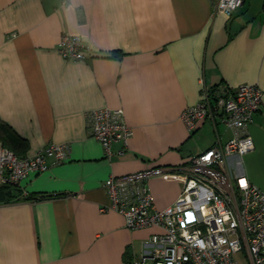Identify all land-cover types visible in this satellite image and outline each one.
Returning a JSON list of instances; mask_svg holds the SVG:
<instances>
[{"label": "crops", "instance_id": "obj_1", "mask_svg": "<svg viewBox=\"0 0 264 264\" xmlns=\"http://www.w3.org/2000/svg\"><path fill=\"white\" fill-rule=\"evenodd\" d=\"M214 1L0 0V143L18 155L68 144L62 162L0 184V264H133L157 228L101 210L103 180L180 168L225 143L231 132L218 118L193 130L180 118L203 86L214 96L242 83L264 90V0H243L230 16ZM63 33L81 35L90 57L64 59ZM103 106L121 108L132 131L110 160L86 126V112ZM248 130L254 148L228 165L264 191V92ZM147 185L158 209L181 189L162 173Z\"/></svg>", "mask_w": 264, "mask_h": 264}, {"label": "built area", "instance_id": "obj_2", "mask_svg": "<svg viewBox=\"0 0 264 264\" xmlns=\"http://www.w3.org/2000/svg\"><path fill=\"white\" fill-rule=\"evenodd\" d=\"M242 3L215 0L214 11L230 16ZM57 50L67 60L90 57L79 34L63 33ZM262 92L257 83H242L230 95L214 96L203 86L199 100L180 118L189 130L200 119L218 118L231 132L225 143L217 139L180 168L146 167L103 180L108 203L101 210L119 212L130 228H157L133 264H264V191L228 165L230 156L242 157L254 148L248 125L262 102ZM86 126L108 160L114 153L124 154L132 131L121 108L88 110ZM116 141L121 146L113 150ZM67 155V143L47 144L32 155H18L0 143V184L16 185L28 172L44 171ZM158 173L181 183L177 198L162 209L156 208L147 185L148 178Z\"/></svg>", "mask_w": 264, "mask_h": 264}, {"label": "trees", "instance_id": "obj_3", "mask_svg": "<svg viewBox=\"0 0 264 264\" xmlns=\"http://www.w3.org/2000/svg\"><path fill=\"white\" fill-rule=\"evenodd\" d=\"M14 152H16L15 150H13ZM17 153V152H16ZM18 154V153H17Z\"/></svg>", "mask_w": 264, "mask_h": 264}, {"label": "snow or ice", "instance_id": "obj_4", "mask_svg": "<svg viewBox=\"0 0 264 264\" xmlns=\"http://www.w3.org/2000/svg\"><path fill=\"white\" fill-rule=\"evenodd\" d=\"M241 183L243 184V181H241Z\"/></svg>", "mask_w": 264, "mask_h": 264}]
</instances>
